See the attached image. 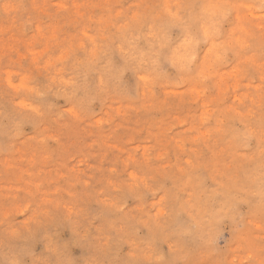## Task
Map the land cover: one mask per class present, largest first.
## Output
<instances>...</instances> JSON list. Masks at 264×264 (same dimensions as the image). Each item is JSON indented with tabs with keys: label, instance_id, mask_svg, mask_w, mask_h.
Segmentation results:
<instances>
[{
	"label": "rangeland",
	"instance_id": "obj_1",
	"mask_svg": "<svg viewBox=\"0 0 264 264\" xmlns=\"http://www.w3.org/2000/svg\"><path fill=\"white\" fill-rule=\"evenodd\" d=\"M0 264H264V0H0Z\"/></svg>",
	"mask_w": 264,
	"mask_h": 264
}]
</instances>
